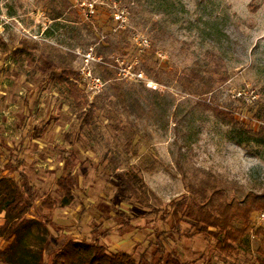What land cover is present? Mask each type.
<instances>
[{
	"label": "rangeland",
	"instance_id": "374dc122",
	"mask_svg": "<svg viewBox=\"0 0 264 264\" xmlns=\"http://www.w3.org/2000/svg\"><path fill=\"white\" fill-rule=\"evenodd\" d=\"M0 41L8 47L0 46V176L18 179L3 167L21 160L36 191L26 215L36 224L0 264H40L56 226L76 239L97 236L136 263L155 264L153 227L167 235L165 259L181 264L264 257L254 234L262 211L232 249L218 246L223 234H193L153 212L189 200L187 185L204 181L228 200L264 192V0H0ZM24 42L36 46L32 66L14 54ZM88 51L95 60H85ZM62 60L93 103L88 125L67 85L49 77ZM127 170L142 178L149 207L121 187ZM68 175L70 201L57 184ZM9 242L0 234V248Z\"/></svg>",
	"mask_w": 264,
	"mask_h": 264
},
{
	"label": "trees",
	"instance_id": "16d2710c",
	"mask_svg": "<svg viewBox=\"0 0 264 264\" xmlns=\"http://www.w3.org/2000/svg\"><path fill=\"white\" fill-rule=\"evenodd\" d=\"M59 16L55 14L54 18ZM0 46L4 49L8 48L6 43L1 41ZM34 48H36L35 45L31 46L24 42L21 48L14 50V54L23 56L24 61L32 66L34 58L30 49ZM59 67L61 71L59 73L56 71L51 72L49 74L50 79L59 84L67 85L68 96L71 98L79 118H81L82 123L90 124V112L93 103L88 104L86 95L76 83L80 79L79 72L64 60H62ZM103 69L104 75L108 77L111 73L109 68L103 66ZM205 92H209V90ZM87 105L88 109H85ZM202 105L205 109L212 110L217 117L229 121L233 120L231 112L212 108L207 103H202ZM21 165V160L15 162L8 160L3 167L8 175L17 173L18 179L7 175L0 176V211L5 212V221L0 227V234H3L6 240H10L6 247L0 249V261L13 258L12 251L16 244L23 235L29 232L32 225L36 224L35 220L26 217L34 208L36 191L28 176L22 170H19ZM114 167L116 168V163ZM2 170L0 169V172ZM57 184L63 192L64 198L67 201L72 200L73 178L70 175L61 177ZM120 185L124 191L133 195L140 205L149 207L146 202L147 198L142 191L144 188L143 180L137 173L129 170L123 171L120 177ZM187 189L190 192L189 200L174 201L168 208L153 210L156 213V218L165 222L169 217L173 226L177 228L182 222L187 223L194 230L193 234L207 233L216 238L223 234V238L217 243L221 249H232L233 246L230 241L240 240L251 229L250 219L252 213L264 211V192L259 194L248 193L242 201H236L233 199L228 200L224 189L209 187L208 181L202 182L199 186L189 184ZM44 206L51 208L52 204L46 201ZM236 220H241L243 227H235ZM125 225L135 229L144 228L143 226H134L129 221H125ZM153 228L155 229L153 231L155 238L153 258L155 264H181L170 256L165 259L167 235L165 231L158 230L156 227ZM55 232L56 234L43 244V251H41L43 257L40 264H152L141 260L136 263L127 252L108 253L97 236L91 239H76L71 233L63 231L58 226L55 227ZM99 234L104 236L108 232L105 230ZM254 234L260 236L264 241V226L258 227ZM261 252L264 253V250L261 249ZM258 264H264V257L259 259Z\"/></svg>",
	"mask_w": 264,
	"mask_h": 264
},
{
	"label": "built area",
	"instance_id": "2783aa9c",
	"mask_svg": "<svg viewBox=\"0 0 264 264\" xmlns=\"http://www.w3.org/2000/svg\"><path fill=\"white\" fill-rule=\"evenodd\" d=\"M83 55L85 57V60H88V59L95 60V57L92 55V52L91 51H88L87 53H85ZM260 216L264 220V211L261 212Z\"/></svg>",
	"mask_w": 264,
	"mask_h": 264
},
{
	"label": "crops",
	"instance_id": "0c3cea01",
	"mask_svg": "<svg viewBox=\"0 0 264 264\" xmlns=\"http://www.w3.org/2000/svg\"><path fill=\"white\" fill-rule=\"evenodd\" d=\"M0 249H3V248H0Z\"/></svg>",
	"mask_w": 264,
	"mask_h": 264
}]
</instances>
